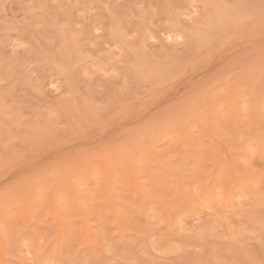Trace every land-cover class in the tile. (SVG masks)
<instances>
[{"label":"rangeland","instance_id":"1","mask_svg":"<svg viewBox=\"0 0 264 264\" xmlns=\"http://www.w3.org/2000/svg\"><path fill=\"white\" fill-rule=\"evenodd\" d=\"M0 264H264V0H0Z\"/></svg>","mask_w":264,"mask_h":264},{"label":"bare ground","instance_id":"2","mask_svg":"<svg viewBox=\"0 0 264 264\" xmlns=\"http://www.w3.org/2000/svg\"><path fill=\"white\" fill-rule=\"evenodd\" d=\"M170 37H171V35H170Z\"/></svg>","mask_w":264,"mask_h":264}]
</instances>
